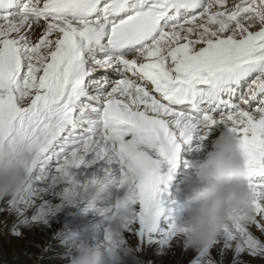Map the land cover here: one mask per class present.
Masks as SVG:
<instances>
[{"label": "snow or ice", "instance_id": "6c2138e0", "mask_svg": "<svg viewBox=\"0 0 264 264\" xmlns=\"http://www.w3.org/2000/svg\"><path fill=\"white\" fill-rule=\"evenodd\" d=\"M221 127L255 213L194 249L171 173ZM114 171L117 205L133 210L106 249L131 245L143 264L177 248L195 252L187 264L264 261V0H0V232L51 229Z\"/></svg>", "mask_w": 264, "mask_h": 264}, {"label": "clouds", "instance_id": "9594fccd", "mask_svg": "<svg viewBox=\"0 0 264 264\" xmlns=\"http://www.w3.org/2000/svg\"><path fill=\"white\" fill-rule=\"evenodd\" d=\"M194 176L179 215V231L185 243L195 249L215 240L234 220L249 223L255 206L245 156L236 137L228 131L211 140V147L195 167ZM109 182L107 177H98L81 192V199L91 203ZM132 210L130 205H116L109 219L118 224ZM137 253L131 245L111 250L98 243L81 241L68 255L67 264H143Z\"/></svg>", "mask_w": 264, "mask_h": 264}, {"label": "rangeland", "instance_id": "374dc122", "mask_svg": "<svg viewBox=\"0 0 264 264\" xmlns=\"http://www.w3.org/2000/svg\"><path fill=\"white\" fill-rule=\"evenodd\" d=\"M114 171L109 177V183L98 197L89 203L78 198L76 202L65 204L51 221L52 228L38 225L32 229H24L23 238L0 232V256L11 264H67L64 252L69 254L75 245L81 241L103 245L106 233L115 227L109 219L114 207L124 196V190L118 186L119 172ZM100 177L103 173H98ZM113 175V176H112ZM177 211L180 215L186 196L175 195ZM184 199V200H183ZM31 214V210L29 212ZM55 231L56 237L53 235ZM127 235V234H126ZM35 245H40L37 248ZM47 247L48 251H44ZM195 255L189 250L182 253L175 249V254L165 252L162 256H151L155 264H187ZM246 260L249 257H244ZM252 264H264V261L255 259Z\"/></svg>", "mask_w": 264, "mask_h": 264}, {"label": "trees", "instance_id": "16d2710c", "mask_svg": "<svg viewBox=\"0 0 264 264\" xmlns=\"http://www.w3.org/2000/svg\"><path fill=\"white\" fill-rule=\"evenodd\" d=\"M0 264H11V263H9L8 261L5 262V260L3 258H1V256H0Z\"/></svg>", "mask_w": 264, "mask_h": 264}, {"label": "bare ground", "instance_id": "6f19581e", "mask_svg": "<svg viewBox=\"0 0 264 264\" xmlns=\"http://www.w3.org/2000/svg\"><path fill=\"white\" fill-rule=\"evenodd\" d=\"M118 173V172H117ZM113 176V175H112ZM121 189V188H120ZM184 200V199H183Z\"/></svg>", "mask_w": 264, "mask_h": 264}]
</instances>
